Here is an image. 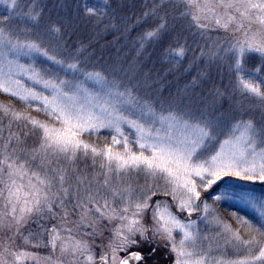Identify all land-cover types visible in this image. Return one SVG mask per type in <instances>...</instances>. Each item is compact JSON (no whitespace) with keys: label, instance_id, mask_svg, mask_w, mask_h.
<instances>
[{"label":"snow or ice","instance_id":"1","mask_svg":"<svg viewBox=\"0 0 264 264\" xmlns=\"http://www.w3.org/2000/svg\"><path fill=\"white\" fill-rule=\"evenodd\" d=\"M170 3L199 29L206 28L200 23L205 20L232 33L231 39L210 45L201 56L217 66L227 65L235 92L264 103V75H258L264 73V0ZM0 4L7 12L0 15V93L23 105L18 110L0 102V119H8L7 125H0V226L15 228L13 235L20 234L33 247L50 248L40 256L5 244L0 264L29 260L133 264L142 256L129 249L138 243L137 235L143 238L149 230L166 241L174 264H264V189L257 193L251 187L257 181L264 185V128L258 130L251 120H237L221 139L217 125L203 113L157 110L134 87L82 67L79 50L62 55L39 39L22 38L10 22L23 18L26 24L39 25L40 0H0ZM160 7L154 4L138 20L145 24L149 16L158 20L141 32V48L159 41L166 30L165 17L157 11ZM83 10L98 23L107 14L105 5L85 3ZM47 31L59 37L61 28L53 23ZM163 55L179 63L186 49L177 44ZM38 57L58 70L38 65ZM257 57L259 66L249 69L247 65ZM216 94L223 95L219 90ZM13 124L25 130L23 136L13 131ZM102 132L106 133L102 142L91 139ZM29 135L35 137L30 147ZM80 158L98 164L99 173L89 177L78 172L74 163ZM113 176L143 177L144 183L133 184L130 179L113 183ZM219 182L223 187L212 195L209 190ZM205 193L212 195L213 204L236 201L255 216L233 212V227L208 203ZM178 213H186L187 218ZM194 213H199L196 220L191 219ZM41 220L55 223L49 226ZM29 221L39 230L34 241L20 233ZM104 221L112 226L97 255L90 239L101 234ZM198 221L219 229L215 244L202 235ZM44 235L47 241L40 239Z\"/></svg>","mask_w":264,"mask_h":264},{"label":"rangeland","instance_id":"2","mask_svg":"<svg viewBox=\"0 0 264 264\" xmlns=\"http://www.w3.org/2000/svg\"><path fill=\"white\" fill-rule=\"evenodd\" d=\"M107 0H100L103 5ZM149 1V0H148ZM156 1L161 5V9L170 5V0H150ZM43 7V15L39 25L32 26L26 24L23 18L13 19L10 23L15 30L19 32L23 38L25 35L30 36L33 39H39L42 43L47 45L50 49L62 54L68 55L69 53L75 54L77 51L68 52L67 48L70 47V41L68 40L77 30L96 29L98 22L95 17H92L85 13L81 16L78 13V8L84 7L85 3L88 5H96L98 0H40ZM177 26L175 24L166 27L165 32L161 38L166 37L167 43H163L160 40L148 46V43L144 44L141 48L140 40H136L135 43L129 47L126 45L122 49V56L118 58L117 64H109V70H105L103 61L97 59L94 62L99 61L96 65L91 66L89 63V57L86 53H82L83 49L79 50V58L81 60V66L86 69H95L103 72L108 76L109 80L115 79L120 82L122 86L134 87L137 94L145 100L150 101L157 110L160 109H173L178 112H185L191 115L199 116L201 113L209 116L214 124L217 125V135L222 139L223 133L229 131L231 126L235 124L237 120H251L258 130L264 128V103L251 96H244L233 90V79L228 70L227 65L217 66L216 64L209 63L205 57L201 56V51H208L209 46L214 43H219L225 39H231L232 33L225 32L223 29L216 27L213 23L205 20H201L200 23L206 24V28L199 29L195 26V23L187 16L181 14L178 9ZM5 6L0 4V15H6ZM169 22V19H168ZM56 24L61 28L59 37L50 34L47 28L51 24ZM25 27H30L31 31L25 33L22 31ZM255 28V26H253ZM87 32V31H86ZM140 36V35H139ZM197 36V39L195 38ZM160 38V39H161ZM177 44H181L186 49V55L184 59L175 63L170 57L164 56L162 58L164 63L161 64V55L167 48L175 47ZM85 47V46H84ZM37 64L43 67H47L52 71H57V66L51 64V62L45 60L43 57L37 58ZM114 62V61H113ZM167 65L170 69L176 70L174 76L169 74V71L163 69V65ZM260 64L259 58H255L251 61L247 67L249 69L258 67ZM186 69V71H185ZM202 73V75H201ZM258 75H264L258 74ZM89 87L92 85L89 84ZM219 90L223 95H217ZM2 97L10 101L23 106L15 98L0 93ZM7 105H10L7 103ZM13 107V105H11ZM17 109V108H16ZM106 133L101 134L99 138L92 137L91 139L96 142H102L103 136ZM74 167L78 172L87 174L91 177L93 174L99 173V166L93 165L90 159L80 158L74 163ZM102 179V177L98 176ZM133 184L144 183L143 177L132 178H117L112 177V182L117 183L121 180H129ZM228 178H226L227 180ZM236 183H243L236 181ZM223 187V182H219L218 186H213L214 190H209L212 195L218 193ZM259 193L264 189V185H261L259 181L255 185H251ZM209 204H212L218 215L228 223L236 226L235 219L231 213L236 212L240 216H246L252 219L255 216L253 210L245 207L244 205L231 200H223L213 204L212 195L204 194ZM155 199H169L165 197H154ZM175 212V208L172 209ZM182 219L187 218L186 213H178ZM199 213H194L191 219L196 220ZM74 219L75 217H71ZM150 219V211L148 216L145 217V223ZM40 223H47L49 226L55 221H44ZM104 227L101 229V234L90 239V243L97 253L100 251V244L103 240L107 243V238L110 233L109 225L106 221L102 222ZM202 235H207L210 241L215 244L216 233L219 231L214 225L206 224L198 221ZM31 229L33 235H29ZM37 231V226L32 221L23 225L20 228V233L29 240H35L34 235ZM15 228L8 229L0 226V251L3 246H7L12 250L18 248H25L31 252H36L40 256L47 255L50 252V248L40 246L33 247L31 244L25 243L21 239L20 234L13 235ZM42 241H47V235L40 237ZM137 244L134 245L129 251L135 248L144 249L143 259L146 262L158 263L164 262V264H174V254L164 239L160 237H154L149 230L141 238L139 235L135 237ZM179 239V235H177ZM207 241L205 246H207ZM222 244V241H220ZM227 254L231 255L232 250L227 249ZM121 256L124 253H120ZM9 261L12 257L7 256ZM26 264H34L32 260L26 262Z\"/></svg>","mask_w":264,"mask_h":264},{"label":"trees","instance_id":"3","mask_svg":"<svg viewBox=\"0 0 264 264\" xmlns=\"http://www.w3.org/2000/svg\"><path fill=\"white\" fill-rule=\"evenodd\" d=\"M99 3L96 5H103V3L98 0ZM159 3V2H158ZM156 1H148V0H107V14L103 18L101 22L98 23L96 29H92V31L88 29L77 30L68 40L71 42L70 47L67 48L68 52L77 51L83 49L82 53H86V56L89 57V63L91 66L96 65L99 61H103L105 70H109V64H117L118 58L122 56V49L128 45L131 47L136 40L139 39V35L141 32L155 23L158 22L152 16L147 18L148 23L145 24L143 22H139V18L143 16V14L151 9L154 4H158ZM79 7V6H78ZM78 13H81L83 16L84 10L82 8H78ZM178 8L172 6V4L165 6L163 9H157L159 15L165 17L166 27L175 24L177 26L179 16L177 12ZM182 11L181 9H179ZM85 17L87 18V14L85 13ZM169 19V22H168ZM87 31V32H86ZM197 39V36L195 37ZM161 42L167 43L168 40L166 37L160 39ZM131 43V45H130ZM153 43H148V46H151ZM85 46V47H84ZM164 53V52H163ZM161 55V64L164 63V55ZM97 59H100L97 62ZM114 61V62H113ZM163 69L169 71V74H175L176 70L170 69L167 65H163ZM186 71V69H185ZM0 102L7 105H13V107L18 110H23V106L15 103L14 101H8L5 96L2 97L0 95ZM35 114V113H33ZM8 119L6 117L0 119V125H7ZM13 131L21 133L23 136V132L25 131L23 128H17L15 124H13ZM6 132V129H5ZM35 141V137L29 135L26 138V144L30 147ZM133 250H138L144 252L142 248H135ZM132 251V250H131Z\"/></svg>","mask_w":264,"mask_h":264},{"label":"flooded vegetation","instance_id":"4","mask_svg":"<svg viewBox=\"0 0 264 264\" xmlns=\"http://www.w3.org/2000/svg\"><path fill=\"white\" fill-rule=\"evenodd\" d=\"M142 264H158V263H152V262H146L145 258L141 261ZM159 264H164V262H159Z\"/></svg>","mask_w":264,"mask_h":264},{"label":"water","instance_id":"5","mask_svg":"<svg viewBox=\"0 0 264 264\" xmlns=\"http://www.w3.org/2000/svg\"><path fill=\"white\" fill-rule=\"evenodd\" d=\"M140 254H141V253H140ZM141 256H142V259H143V255H142V254H141ZM142 259H141V260H142ZM141 260H140V261H141ZM140 261H138V262H133V264H138Z\"/></svg>","mask_w":264,"mask_h":264}]
</instances>
